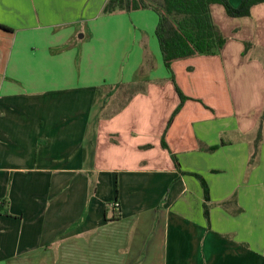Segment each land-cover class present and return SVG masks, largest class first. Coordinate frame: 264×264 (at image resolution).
Masks as SVG:
<instances>
[{
	"label": "crops",
	"instance_id": "crops-1",
	"mask_svg": "<svg viewBox=\"0 0 264 264\" xmlns=\"http://www.w3.org/2000/svg\"><path fill=\"white\" fill-rule=\"evenodd\" d=\"M106 1L0 0V264H264V3L170 71L158 14Z\"/></svg>",
	"mask_w": 264,
	"mask_h": 264
},
{
	"label": "trees",
	"instance_id": "trees-1",
	"mask_svg": "<svg viewBox=\"0 0 264 264\" xmlns=\"http://www.w3.org/2000/svg\"><path fill=\"white\" fill-rule=\"evenodd\" d=\"M260 3H264V0H240L238 5L232 4L231 0H107L103 6L102 14L112 15L148 9L154 10L159 16L155 34L159 43L163 62L166 68L172 71V65L176 61L200 55H217L222 51L227 42V37L223 35L213 19L211 13V6L213 4L222 5L227 15L232 18H242L251 16L252 7ZM0 26L3 29L11 30L4 25ZM245 45L247 49L250 43L246 42ZM171 80L175 81L173 72ZM175 85L180 96V103L173 112L172 118L179 112L184 102L190 98L181 91L177 84ZM116 88L115 86L98 87L96 99L108 98L114 93L113 91H115ZM129 88L132 90L131 95L128 96L130 98L137 90L133 86ZM262 118L264 119V113ZM262 139L261 122L253 143V151L249 161L251 165L258 156ZM162 144L164 148L169 149L164 138L162 139ZM217 148L218 146L209 147L207 149L209 151H214ZM172 157L178 167L176 157L173 154ZM179 171L181 174L194 176L201 183L204 193V215L207 221H209L212 204L208 183L204 177L198 173L182 171L180 169ZM235 201L236 198H231L221 205L228 208V205ZM3 203H5V200L0 201V205ZM115 203H119V201H115L111 204L114 210L111 213V220L120 218V207L116 211L114 207ZM239 210L240 209H238V211Z\"/></svg>",
	"mask_w": 264,
	"mask_h": 264
},
{
	"label": "rangeland",
	"instance_id": "rangeland-1",
	"mask_svg": "<svg viewBox=\"0 0 264 264\" xmlns=\"http://www.w3.org/2000/svg\"><path fill=\"white\" fill-rule=\"evenodd\" d=\"M231 2H232V4H234V5H238L239 4V2H240V0H231ZM222 7V6H221ZM223 9V8H222ZM218 16V15H217ZM213 18H214V15H213ZM214 20H215V18H214ZM235 22H237V23H240V24H244V22H242V21H240V20H235ZM230 24H226V26H229ZM258 51L259 50H261V49H257ZM259 56H263V50L259 53ZM256 60H259V58L257 57V55H256ZM135 88V87H134ZM136 89V88H135ZM120 91V97L121 98H119V99H117L116 98V103L117 104H123L124 102H126V101H124L126 98H128V96H130L131 95V92H132V90L131 89H122V90H119ZM114 97H115V94L113 95ZM107 100V98H99L98 99V101H97V112L99 111V110H101L102 108H103V106H105V104L106 103H104L105 101ZM102 113V112H101ZM105 114V113H104ZM105 116V115H104ZM7 195V194H6ZM111 212V211H110ZM109 212V213H110ZM155 258L156 257H152V260H155Z\"/></svg>",
	"mask_w": 264,
	"mask_h": 264
},
{
	"label": "built area",
	"instance_id": "built-area-1",
	"mask_svg": "<svg viewBox=\"0 0 264 264\" xmlns=\"http://www.w3.org/2000/svg\"><path fill=\"white\" fill-rule=\"evenodd\" d=\"M114 207L116 208V210H118V208H119V203H115V204H114Z\"/></svg>",
	"mask_w": 264,
	"mask_h": 264
}]
</instances>
